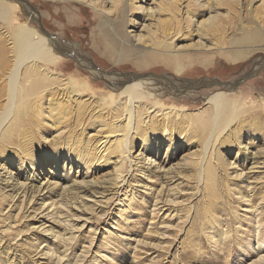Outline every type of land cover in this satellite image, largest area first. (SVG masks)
Returning <instances> with one entry per match:
<instances>
[{
  "label": "rangeland",
  "instance_id": "374dc122",
  "mask_svg": "<svg viewBox=\"0 0 264 264\" xmlns=\"http://www.w3.org/2000/svg\"><path fill=\"white\" fill-rule=\"evenodd\" d=\"M6 1L15 9L0 17V264H264V41L254 38L255 28L264 37V0H220L216 9L165 0L157 23L146 12L159 0L125 11L121 0H99L97 9ZM18 24L54 50L42 73L74 91L50 85L17 54ZM118 76L149 77L166 104L186 108L171 133L132 139L122 182L113 158L93 152L125 123ZM220 91L235 100L218 127L205 101ZM200 159L216 163L201 181Z\"/></svg>",
  "mask_w": 264,
  "mask_h": 264
},
{
  "label": "bare ground",
  "instance_id": "6f19581e",
  "mask_svg": "<svg viewBox=\"0 0 264 264\" xmlns=\"http://www.w3.org/2000/svg\"><path fill=\"white\" fill-rule=\"evenodd\" d=\"M75 1L85 3L86 5L92 8H95V9H97L98 5L100 4L99 0H75ZM208 1L209 0H207V5H206L207 8L216 9V7H219V5L221 4L220 0H216L215 2H208ZM110 2L113 3L114 0H110ZM121 2H122V8H123L122 10L125 11V9H127V5H130L131 7V4H134L137 1L136 0L135 1L121 0ZM168 5L169 4L165 0H159L158 5L156 4L154 8L150 7L152 8L151 11L149 12L147 11L146 13H148L149 18H153V20H156L155 23H157V21L158 22L162 21L161 16L165 15L167 11H169ZM198 5H194L193 8L196 9L199 13H202L203 8L199 7ZM14 9H15V4L10 3L9 1H6V0H0V17L1 18L7 19L10 16L11 11H13ZM134 10L143 11L144 9L143 7L136 6ZM187 12L194 15L196 11L190 10ZM157 16H158V19H157ZM135 24L136 23L134 22V20L126 17V20H125L126 26H134ZM181 29L182 27L181 28L174 27L173 34H172V37L174 40H179L182 38L183 32L181 31ZM207 30H202L200 28H197L196 33L199 35L200 38L205 39L207 38L206 36H208L209 34ZM149 31L151 33V34L149 33L150 35L149 39H150L152 34L156 32V27L153 30L149 29ZM254 32H255L254 35L256 36L254 38H258L264 41L263 34L258 28H255ZM11 37L15 42L17 54H21V56L24 54H27L30 56V60L32 61L31 66L33 67V71L35 73H42L40 69L42 65L53 64L55 62L54 50L45 42L44 35L41 34L39 31H37L35 28H32L25 24H18L15 26L14 32L11 34ZM139 39H141V36ZM172 42L170 43V46L177 48L176 44L172 45ZM15 56L17 57V55ZM240 57H241V54L239 53L235 55V58H240ZM44 69L45 68H43V70ZM12 74L13 73L11 72L10 76ZM42 74L48 76L49 78L51 75L49 74L48 71H45V70ZM57 76L58 75H54L53 79L50 78L51 80L50 85L55 84V86L60 87V89L69 90L67 82H64L65 79L64 78L59 79L60 76L59 77ZM131 78L132 80H130ZM117 79H120L122 81L120 84L121 87L119 88L118 93L124 99V103H125L122 111H120L121 113H119L118 115L121 116L124 114V119L122 123L123 122L125 123L122 124L121 127L119 126L120 129L119 127L118 129L112 128L113 130L105 132L106 134H104L97 140V143H96L95 149H93L94 150L93 152L99 155V159H103L106 162H109L111 160L110 158H113V160L110 163L113 166L112 170L115 173L114 174L116 176L115 179L119 182H122L124 180L123 179L124 176H122V173H123L122 168H124V164H127V163L131 164L132 162L131 154H130V147H131L130 143L132 139L137 135H139V137L145 136L146 133L153 132V131H157V132L159 131L162 135L168 134L171 130L175 129L176 126L183 124V122L185 123V121L181 119L183 117L181 111H185L186 108L185 107L179 108L173 104H166L165 99L162 98V95H160L158 91V90H163V87L153 88L152 86L153 80H150L149 77H141L138 79H134L133 77L118 76ZM152 89H157L158 92L155 93L151 91ZM69 91H74V90L71 89ZM69 93H73V92H69ZM229 94H232V96H234L233 93H225V92L220 91V92L212 93L206 98L205 103L207 102L209 105L213 107V113H214L213 117H215L216 126L218 127H221L227 123L228 119L223 117L225 113L229 112L230 116L232 114L231 104L234 103L233 101L235 100V97H228ZM135 102L141 103L143 107L142 112L140 113L138 112L136 116L132 109V105ZM133 117H134V123H132ZM150 144L146 143V146H150ZM59 145H61V143H59ZM61 146H64V145H61ZM208 163H209V160L206 163V166L203 165L201 159L196 162L198 166L197 169L199 170V176H198L199 181L202 180L201 177H202V173L204 169L207 168L208 174L211 175L212 168L214 166L216 167L215 165L216 163L212 162L213 163V164L211 163L212 166L210 165V163L209 164ZM206 218H207V215H206Z\"/></svg>",
  "mask_w": 264,
  "mask_h": 264
}]
</instances>
